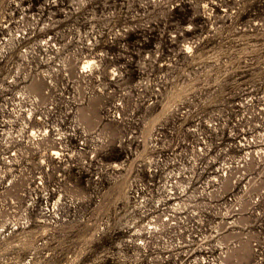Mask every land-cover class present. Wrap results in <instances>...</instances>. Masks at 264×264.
<instances>
[{"label":"rangeland","instance_id":"1","mask_svg":"<svg viewBox=\"0 0 264 264\" xmlns=\"http://www.w3.org/2000/svg\"><path fill=\"white\" fill-rule=\"evenodd\" d=\"M0 264H264V0H0Z\"/></svg>","mask_w":264,"mask_h":264}]
</instances>
